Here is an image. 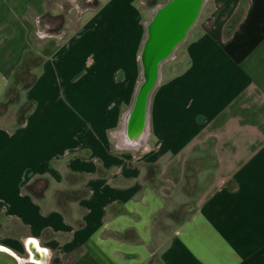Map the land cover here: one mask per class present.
I'll list each match as a JSON object with an SVG mask.
<instances>
[{
    "label": "crops",
    "instance_id": "1",
    "mask_svg": "<svg viewBox=\"0 0 264 264\" xmlns=\"http://www.w3.org/2000/svg\"><path fill=\"white\" fill-rule=\"evenodd\" d=\"M69 1L0 0V97L27 52L41 58L23 121L0 125V245L76 249L68 264H264V0H205L151 91L134 152L112 131L144 10ZM46 14L64 28L52 34ZM204 156L211 165L189 163ZM191 177L206 179L180 210Z\"/></svg>",
    "mask_w": 264,
    "mask_h": 264
},
{
    "label": "rangeland",
    "instance_id": "2",
    "mask_svg": "<svg viewBox=\"0 0 264 264\" xmlns=\"http://www.w3.org/2000/svg\"><path fill=\"white\" fill-rule=\"evenodd\" d=\"M78 2L80 5H82V6L84 5L87 8L88 7L93 8L95 6V0H78ZM164 2H166V0H134V4L137 7L140 6L144 10V12L142 14L144 23L150 19L153 9L155 7L163 4ZM205 7H206L205 0H203V2L201 4V8H200L201 11L199 10V14L197 15L195 21L189 27V29L187 30V32L183 36V38L178 42V45H176L177 46L176 51L181 48V45L183 44L184 40L186 39V36L189 35V33H191L192 30L196 27V25L199 21L198 19L202 16ZM68 15H70V14H68ZM71 15L73 16L72 17L73 20L78 19V16H79L78 14L75 15L74 13H72ZM58 21H59L58 18H54L49 23H46L48 25L47 27H49L51 29L52 34L56 33L60 29L64 28L63 26L58 27V28L56 27L58 24ZM67 22H68V20H67ZM176 55H178V52ZM34 56H35L34 53H32L31 51L29 53L27 52L25 57H24V60L21 62L19 67H17V69H15L11 78L6 83L3 94L0 97V125L12 127L13 125H15L18 117L20 115H22L23 111L27 107L26 101L22 96L23 89H21V87H22V85H24V83H26L27 81H30L31 76H32V71L39 64L38 58H36ZM174 59H175V57L173 58V54H171L168 58L163 60L159 65V68L157 70V72L159 74L158 78L155 81L154 85L152 84V86H151L152 88L150 87L148 94H147L146 122H147L148 103H149V97H150L151 91H152L153 87L157 84V82L159 81L161 71H163L167 66H170V63L173 62ZM133 77H134L133 91L131 92L128 103L124 107H122L120 112H119L120 122H119L117 128L112 131V134H113L112 140H113L114 144H116V145L118 144L117 133L121 129V126H122V115H123L124 111L129 109L130 106L132 105L134 94L136 93L137 87H138L139 82L141 80V63H140V57H139V50H138L137 55L135 56L134 76ZM13 79L18 81L16 84L17 85L16 87L14 85ZM7 89H8V91H7ZM121 148L129 150V151L133 150V152H134V150H136L138 148V146L133 147V146H122L121 145ZM201 158H202V160H198V161L196 160L195 162H193L194 160H192L191 162L189 160V163H191V165L196 166V167H198V165H208V164L211 165L212 164V161L210 159L209 160L205 159V156L201 157ZM205 179H206V177H204V179H196L195 180L194 178L191 177L190 179H187L186 181H184L183 191L185 192V194H187V200H188L187 203L189 205L186 207L183 206L180 210H186L189 206L191 207L194 205L195 198L198 195L199 190L201 189L203 183L205 182ZM42 185H43V182L39 181L38 183H33L31 186H28L27 190H31L33 193H36V192L38 193V191L41 190ZM76 252H77L76 249L69 251L67 253L62 254L60 256V258H58L57 252H56L55 257L54 256L51 257V254H50L51 252H44L41 259H40V257H38V259L34 260V261L31 258V254L28 253V251H26L25 249H20L18 251L16 250L15 253H17L19 256L23 257L22 264H68L69 261L74 257ZM54 258H56V259H54ZM52 261H56L57 263H53Z\"/></svg>",
    "mask_w": 264,
    "mask_h": 264
},
{
    "label": "bare ground",
    "instance_id": "3",
    "mask_svg": "<svg viewBox=\"0 0 264 264\" xmlns=\"http://www.w3.org/2000/svg\"><path fill=\"white\" fill-rule=\"evenodd\" d=\"M198 1V0H197ZM196 0H186L184 3L182 2L181 7H177L175 10L171 8L165 15L160 16L159 20L155 22L152 27L151 36L153 42V49L152 53L149 54L150 57L146 56V67L145 70L148 71L147 73L150 75L148 81L154 85L155 81L158 78V72L155 70L154 60H151L152 55L157 53L158 51L162 50L164 47L167 46L168 40H172L175 34L169 36L170 29L173 30L169 25L170 21L174 23L177 20L184 19L189 11H185L184 9H191L194 8V4L197 2ZM184 15V16H183ZM168 41V42H166ZM151 52V51H150ZM141 60V57H140ZM151 60V61H150ZM145 71V72H146ZM143 71H141V80L137 87L136 93L134 94L132 105L129 109L124 111L122 115V126L121 129L118 131V143L119 146H133L136 147L142 143L143 137L146 133V105H147V94L144 96V88L143 83L145 82ZM152 88V87H151ZM134 106L138 107L136 109V113L134 114ZM134 114V115H133ZM30 241L34 240H29ZM30 246V245H29ZM33 246V247H32ZM0 251L6 252L12 258H14L17 264H22L23 257L19 256L14 251L10 250L9 248L0 245ZM31 254V258L37 260L40 256V259L43 256V249L39 248L37 243L32 244L30 249L28 250ZM40 253V255H39Z\"/></svg>",
    "mask_w": 264,
    "mask_h": 264
},
{
    "label": "water",
    "instance_id": "4",
    "mask_svg": "<svg viewBox=\"0 0 264 264\" xmlns=\"http://www.w3.org/2000/svg\"><path fill=\"white\" fill-rule=\"evenodd\" d=\"M186 0H167L165 3H163L160 6H157L153 9L152 15L150 19L147 21L145 25V36L141 42V46L139 49V57H141L140 63H141V71L144 70V78L145 82L143 83V88H144V96L145 94H148V91L150 87L152 86V82L150 83L149 78L150 75L147 73L148 71L145 70L146 67V56L150 57L149 54L152 53L153 49V42H152V36H151V31L152 27L155 24L157 20H159L160 16L165 15L167 11H169L171 8L175 10L177 7H181L182 2L184 3ZM197 1V0H196ZM203 0H198L196 4H194V8L191 9H184L185 11H188L187 14L185 15L186 17L181 20H177L174 23L170 21V27L173 29H170L169 36L174 35L172 40H168L167 46L164 47L162 50L158 51L154 55H152L151 60H154V66L155 70L157 71L159 68L160 63L168 58L170 54L173 52L175 45L183 38V36L186 34L187 30L189 27L193 24L195 21L199 10L201 8ZM184 16V15H183ZM171 34V35H170ZM151 51V52H150ZM150 60V61H151ZM146 71V72H145ZM136 109L138 107L134 106V114L136 113ZM133 114V115H134ZM0 264H17L9 254L6 252L0 251Z\"/></svg>",
    "mask_w": 264,
    "mask_h": 264
},
{
    "label": "trees",
    "instance_id": "5",
    "mask_svg": "<svg viewBox=\"0 0 264 264\" xmlns=\"http://www.w3.org/2000/svg\"><path fill=\"white\" fill-rule=\"evenodd\" d=\"M96 3V2H95ZM54 18H58L59 19V21H58V24H57V28L58 27H60V25H61V20H62V18H61V16L60 15H49V14H46L45 16H44V19L43 20H45L46 22H50L52 19H54ZM49 30L51 31V29L49 28ZM29 53V52H28ZM26 55V54H25ZM35 56L34 57H36V58H38V62H39V64L37 65V67H35V69L32 71V76H31V79H30V81H27L26 83H24V85H22V87H21V89H25L26 87H28L33 81H34V79H35V77H36V75H37V72L39 71V68H40V63H41V58L39 57V56H37L36 54H34ZM25 57V56H24ZM24 57H23V60H24ZM22 60V61H23ZM21 64V63H20ZM19 64V65H20ZM19 67V66H18ZM13 81H14V85H15V87L17 86L16 84H17V80H14L13 79ZM7 91H8V89H7ZM26 101V104H27V107L25 108V110L23 111V113H22V115H20L19 117H18V119H17V122L15 123V125H19L22 121H23V118H24V114H25V112L29 109V106H30V104H29V102H27V100H25Z\"/></svg>",
    "mask_w": 264,
    "mask_h": 264
},
{
    "label": "built area",
    "instance_id": "6",
    "mask_svg": "<svg viewBox=\"0 0 264 264\" xmlns=\"http://www.w3.org/2000/svg\"><path fill=\"white\" fill-rule=\"evenodd\" d=\"M69 3L71 4L69 8L72 9V8H73L72 5H73V4H76V0H70ZM70 9H69V10H70ZM36 22H38V19L36 20ZM37 34H38V35H41L42 32H37ZM43 34H44V33H43Z\"/></svg>",
    "mask_w": 264,
    "mask_h": 264
},
{
    "label": "snow or ice",
    "instance_id": "7",
    "mask_svg": "<svg viewBox=\"0 0 264 264\" xmlns=\"http://www.w3.org/2000/svg\"><path fill=\"white\" fill-rule=\"evenodd\" d=\"M30 243L35 244V241H30Z\"/></svg>",
    "mask_w": 264,
    "mask_h": 264
}]
</instances>
